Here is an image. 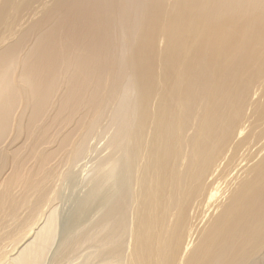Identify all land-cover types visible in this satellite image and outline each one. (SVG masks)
Here are the masks:
<instances>
[{
	"label": "bare ground",
	"instance_id": "6f19581e",
	"mask_svg": "<svg viewBox=\"0 0 264 264\" xmlns=\"http://www.w3.org/2000/svg\"><path fill=\"white\" fill-rule=\"evenodd\" d=\"M0 264H264V0H0Z\"/></svg>",
	"mask_w": 264,
	"mask_h": 264
},
{
	"label": "rangeland",
	"instance_id": "374dc122",
	"mask_svg": "<svg viewBox=\"0 0 264 264\" xmlns=\"http://www.w3.org/2000/svg\"><path fill=\"white\" fill-rule=\"evenodd\" d=\"M46 112H47V110L44 112V115L46 114ZM28 115H29V114H28ZM28 115L25 116V118H24L22 124H24V123L26 122L27 119H36V118H28ZM21 144H22V143H21ZM99 146H100V145H99ZM99 146H98V147H99ZM70 186H71V187H67V186H65V188L67 187L68 189L66 188V189H67V190H66V189L64 188V190L62 191V192H63V193H62L63 196H62V198H61V201H60L59 204H58V207H60V208H58V209H59V213H58V215H59L61 218H65L66 216H68V213H70V211L73 209L72 207L74 206L75 199L78 198V197L80 196V193H81V192H80L79 194H77V193H78L79 191H82V187H81V185H79V187H78V185H76L80 190H79L75 185H70ZM75 187H76V189H75ZM71 188H73V190H71ZM77 189H78L79 191H78ZM64 191H65V192L67 191V192L65 193ZM68 191H69V192H68ZM76 191H78V192L76 193ZM76 194H77V195H76ZM64 196H65V198H64ZM63 198L65 199V201L63 202V204H64L65 202L67 203V205H65L66 203L64 204L65 206L62 205V200H64ZM60 203H61V205H62V209H61V205H60ZM60 210H61V211H60ZM61 212H63V213H61ZM60 213H61V214H60Z\"/></svg>",
	"mask_w": 264,
	"mask_h": 264
}]
</instances>
